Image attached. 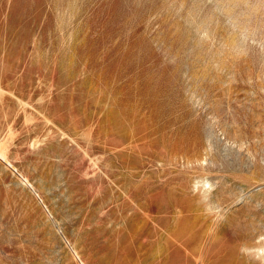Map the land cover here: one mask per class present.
Masks as SVG:
<instances>
[{
    "label": "rangeland",
    "instance_id": "rangeland-1",
    "mask_svg": "<svg viewBox=\"0 0 264 264\" xmlns=\"http://www.w3.org/2000/svg\"><path fill=\"white\" fill-rule=\"evenodd\" d=\"M0 264H264V0H0Z\"/></svg>",
    "mask_w": 264,
    "mask_h": 264
}]
</instances>
